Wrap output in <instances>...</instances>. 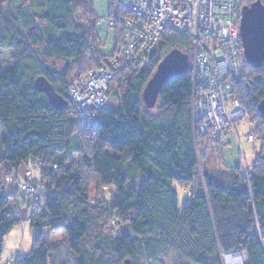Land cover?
<instances>
[{"label":"trees","instance_id":"obj_1","mask_svg":"<svg viewBox=\"0 0 264 264\" xmlns=\"http://www.w3.org/2000/svg\"><path fill=\"white\" fill-rule=\"evenodd\" d=\"M88 3L94 19V62L84 59L89 50L87 25L74 24L70 17L74 5ZM16 7L18 15L22 11L19 16ZM107 10V22L121 41V18L128 12L118 0H108ZM35 12L44 30L34 24ZM99 21L91 0H0V264L4 239L22 221L36 233L30 252L16 255L13 264H51L54 247L43 239L45 230L63 231L79 264H93L83 242L103 217L108 221L102 227L105 238L119 260L138 255L153 259L167 249L191 264H221L222 255L242 249L248 264H264V121L258 113L264 99V67L248 66L257 79H243L232 93L247 111L248 123L258 125L251 133L262 142L249 165L253 177L247 183L239 166L224 168L221 145L230 138L211 142L193 125L190 71L163 86L154 109L142 101L162 58L173 49L187 55L192 49L172 30L164 32L159 41L164 49L153 53L149 69L128 67L110 85L108 97L118 101L115 109L105 106L91 113L72 105L71 85L115 53H100ZM58 61L73 63L77 71L72 75L70 67L58 69ZM84 68L88 70L83 75ZM39 77L68 102L66 109L55 110L34 88ZM72 112L92 116L88 153L81 151L79 134L87 125ZM75 155L81 167L95 175L94 183L87 185L82 173L57 161ZM217 161L220 167L214 170ZM22 164L38 189L25 220L14 204L23 193L19 185L26 181L25 174L21 181L18 175ZM6 178L12 179V187L2 193ZM92 184L96 194L111 191L104 204L92 203ZM176 186L191 193L181 212ZM120 218L123 230L111 223L118 224ZM107 225L115 232L109 234Z\"/></svg>","mask_w":264,"mask_h":264},{"label":"built area","instance_id":"obj_2","mask_svg":"<svg viewBox=\"0 0 264 264\" xmlns=\"http://www.w3.org/2000/svg\"><path fill=\"white\" fill-rule=\"evenodd\" d=\"M250 0H118L128 15L121 18L122 40L115 53L75 81L68 92L82 112L100 109L108 102L109 87L121 71L149 62L167 30L183 36L193 49L191 117L201 136L211 142L227 138L239 145L236 126L249 116L237 99L235 87L249 79L240 36L241 10ZM249 146L254 136L247 133ZM240 160V171L250 181L253 172ZM19 185L38 199L30 172ZM5 182L12 183L11 178ZM36 187V188H35Z\"/></svg>","mask_w":264,"mask_h":264},{"label":"rangeland","instance_id":"obj_3","mask_svg":"<svg viewBox=\"0 0 264 264\" xmlns=\"http://www.w3.org/2000/svg\"><path fill=\"white\" fill-rule=\"evenodd\" d=\"M94 8V13L97 18L100 19V30L102 31V38L108 43L107 47L105 48V51L110 54L113 50V44L109 43L110 36L113 35V30L108 28L107 25V6H108V0H91ZM257 0H250L245 3L244 6H249L252 3H254ZM263 3V2H262ZM87 7H83L80 5H74L72 14L70 17H72L71 21L74 22V24L82 23L84 22L88 27V43H89V50L86 52V55L84 59H87V62H94V53L96 43L94 39V34L90 30L91 24H93L94 19L91 13L88 11L90 10L89 3L86 5ZM19 7L14 8V12L17 14V9ZM22 12V11H21ZM21 12L19 15H21ZM28 14H33L29 13ZM18 15V16H19ZM34 24L36 27L40 28L41 30L45 29V24L39 19L38 14L34 13ZM110 21V20H109ZM110 26H112V23H109ZM99 30V29H98ZM105 32V33H104ZM110 35V36H109ZM121 41L118 40L117 45H119ZM98 44H100L98 42ZM116 45V46H117ZM164 49V45L162 42L159 43L157 47L156 53L160 54V52ZM189 69L191 70V67L193 65V49L189 52ZM58 69L64 70L65 67H70L71 74L74 75L77 69L75 68V65L73 63L69 62H61L58 61ZM150 63L147 62L144 65L140 66L137 71L141 72L142 70L149 69ZM88 68L83 69V75L86 73ZM251 78V81H255L257 79V75H255L254 72L250 71L249 68L246 70ZM82 75V74H81ZM116 80V79H115ZM114 80V81H115ZM113 83V82H112ZM111 83V84H112ZM110 92V91H109ZM232 99H237L235 97V94H232L230 96ZM118 105V101L112 96L108 99V102L106 103V107L115 109ZM88 112H94L88 111ZM73 115L77 117V119L81 120L82 123H85L87 125L84 130L80 131V145H81V151L82 153H88L89 147H90V123L92 121V116L85 117L84 115L80 113L72 112ZM256 123H239L236 126V133L239 139V145L235 142L234 139L230 138L227 141H230L231 144L226 147L225 149V155H226V166L228 168H232L235 165L239 166L241 155H243V162L244 165L249 168V165H253L255 162V154L258 152L259 148L262 145V142L257 141L255 135L251 133V130L257 129ZM247 133H250L254 136V142L251 146L247 144L245 141V136ZM256 139V140H255ZM0 154H3V150L0 148ZM80 156L75 155L70 158L67 157V159H63L61 156L57 158V161L60 165L64 166L66 169H69V167L74 168L76 172L82 173L84 175L85 181L87 182V185L89 183H94L96 181L95 175H93L89 170L83 169L80 165ZM220 163L217 161L212 166V169L219 170ZM7 171V170H6ZM5 171V172H6ZM27 171V167L25 165H21L18 170V175L20 178V181L23 180L24 174ZM4 172V171H3ZM33 172V171H32ZM36 175L35 171L33 173ZM12 175V174H8ZM243 176V175H242ZM244 178V176H243ZM246 180V178H244ZM247 183L250 181L246 180ZM8 185H12L11 183H7L4 180V187L3 190L7 189ZM188 190V189H187ZM187 190H183L179 186H176V191L178 194V202H179V211L181 212L183 205L187 201V199L190 197L191 193L186 192ZM89 197L90 199H95L92 201V203H103L104 196L111 193L110 190H104L101 189L96 194V187L95 185L89 186ZM96 194V195H95ZM100 201V202H99ZM32 203V198L29 196H26L24 193H20V198L16 200L14 203L17 207L20 208V212L18 213L19 216L22 218V220H25L27 217V207L28 204ZM106 204L109 206L110 204V197H106ZM42 207L40 206L39 210ZM108 221L105 217L101 218L100 221H98L97 225H94L91 229L90 234L83 242V250L86 251L91 255L93 264H124L123 262L125 260L130 261V264H191L184 259H182L179 255L175 254L172 251L162 249L158 252L157 255L154 256L153 259H150L149 257H146L144 255H138L134 257L133 259H123L119 260L118 255L115 252V249H113L112 244L106 239L107 237L104 233V230L102 229L103 225L106 224ZM111 223L118 227V229L123 230L125 228V223L123 219H119L118 224H116L115 220H111ZM105 230L108 231L109 234H112V232H115L114 228L111 227V225H107L105 227ZM117 231V230H116ZM35 231L30 229L29 224L27 222L20 223L19 225L15 226L12 231L8 234V236L4 239V251L2 255V261L1 264H13L14 259L16 255L18 254H27L31 250L32 246V240L35 236ZM43 239L53 244V251L51 253V264H79L78 258L73 255L68 247V240L66 235L63 231L60 232H52L50 230H45L43 232ZM221 264H228L226 261L225 256L220 257Z\"/></svg>","mask_w":264,"mask_h":264},{"label":"water","instance_id":"obj_4","mask_svg":"<svg viewBox=\"0 0 264 264\" xmlns=\"http://www.w3.org/2000/svg\"><path fill=\"white\" fill-rule=\"evenodd\" d=\"M240 36L247 65L255 70L264 67V3L261 0L242 7ZM187 71H189V55L177 49L168 52L159 62L144 88L142 101L145 107L154 109L163 86ZM34 88L46 96L49 104L55 110L62 111L67 108L68 102L55 91L54 87L45 78H37L34 82ZM258 113L264 121V99L258 105ZM238 251L225 255L228 264L236 263L232 260V257ZM125 264H130V262L125 261Z\"/></svg>","mask_w":264,"mask_h":264},{"label":"crops","instance_id":"obj_5","mask_svg":"<svg viewBox=\"0 0 264 264\" xmlns=\"http://www.w3.org/2000/svg\"><path fill=\"white\" fill-rule=\"evenodd\" d=\"M108 11V10H107ZM108 15V14H107ZM108 21V20H107ZM107 24H108V22H107ZM108 28H110V25L108 24ZM99 29V30H98ZM110 29H112V28H110ZM113 31V35H109L110 36V39H109V43H111V44H113V50H112V52L110 53V54H108L106 51H105V48L107 47V45H108V43L102 38V31L100 30V21H99V23L97 24V26H96V34H97V36H98V38H99V41H100V53L102 54V55H111V54H113L114 52H115V50H116V45H117V43H118V39H119V37L116 35V31L114 30V29H112ZM105 33V32H104ZM120 40V39H119ZM109 46V45H108ZM103 47H105L104 49H102ZM231 144V142L230 141H226V142H224V143H222V152H223V156H224V168H226V169H233V168H235V167H237L236 165L234 166V167H232V168H228L227 166H226V155H225V149H226V147H228L229 145ZM11 185H8L7 186V189H9V191H10V189H11Z\"/></svg>","mask_w":264,"mask_h":264},{"label":"bare ground","instance_id":"obj_6","mask_svg":"<svg viewBox=\"0 0 264 264\" xmlns=\"http://www.w3.org/2000/svg\"><path fill=\"white\" fill-rule=\"evenodd\" d=\"M232 260L236 262L234 264H247V255L242 249H240L235 255H233Z\"/></svg>","mask_w":264,"mask_h":264}]
</instances>
